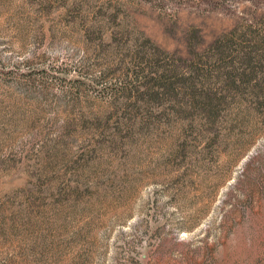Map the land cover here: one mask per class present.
Here are the masks:
<instances>
[{
	"label": "rangeland",
	"instance_id": "rangeland-1",
	"mask_svg": "<svg viewBox=\"0 0 264 264\" xmlns=\"http://www.w3.org/2000/svg\"><path fill=\"white\" fill-rule=\"evenodd\" d=\"M247 25L264 0H0V264H264L263 110L223 113L224 145L172 176L177 127L136 122L165 55ZM89 180L106 197L67 188ZM40 215L59 232L44 255Z\"/></svg>",
	"mask_w": 264,
	"mask_h": 264
},
{
	"label": "trees",
	"instance_id": "trees-1",
	"mask_svg": "<svg viewBox=\"0 0 264 264\" xmlns=\"http://www.w3.org/2000/svg\"><path fill=\"white\" fill-rule=\"evenodd\" d=\"M207 50L196 54L194 60L186 59L183 66L165 55L167 59L151 78L153 84H139L140 90H136L142 98L150 97L149 102L136 107V122L142 120L147 128L154 130L172 124L177 127L174 150L164 159L171 166V176L183 167L190 174L194 169L206 167L203 157L214 154V147L224 145L215 128L221 123L223 113L233 116L237 123L255 111L250 105H258L264 112V26L262 32L257 33L247 25L243 32L225 36ZM126 85L121 84V93L132 92ZM111 142L98 141L91 152L107 153ZM79 171L80 177L88 175L89 167L84 166ZM189 176L182 173L180 178L190 179ZM175 178L179 177H171ZM103 185L89 180V184L77 181L67 188L74 193L84 191L92 201H100L101 197H106L105 188L109 187ZM38 220L42 225L39 228L41 244L36 249L42 255L54 252L59 234L57 219L40 215Z\"/></svg>",
	"mask_w": 264,
	"mask_h": 264
}]
</instances>
